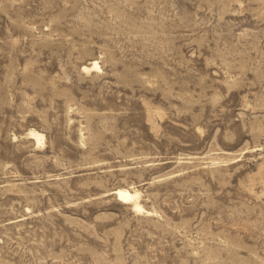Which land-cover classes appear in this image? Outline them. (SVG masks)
Segmentation results:
<instances>
[{
	"label": "rangeland",
	"instance_id": "1",
	"mask_svg": "<svg viewBox=\"0 0 264 264\" xmlns=\"http://www.w3.org/2000/svg\"><path fill=\"white\" fill-rule=\"evenodd\" d=\"M0 264H264V0H0Z\"/></svg>",
	"mask_w": 264,
	"mask_h": 264
},
{
	"label": "bare ground",
	"instance_id": "2",
	"mask_svg": "<svg viewBox=\"0 0 264 264\" xmlns=\"http://www.w3.org/2000/svg\"><path fill=\"white\" fill-rule=\"evenodd\" d=\"M94 66V65H93ZM33 133H35V135L37 136V139H38V141L39 140H41V138H42V136L40 135V134H38L37 132H33ZM118 192H119V194H120V196H122V197H125V198H128V199H131L130 197H135V193L134 192H132L131 190L129 191L128 189H125V188H118ZM137 203V202H136ZM139 205V204H138ZM136 206H137V204H136ZM139 207V206H138Z\"/></svg>",
	"mask_w": 264,
	"mask_h": 264
}]
</instances>
